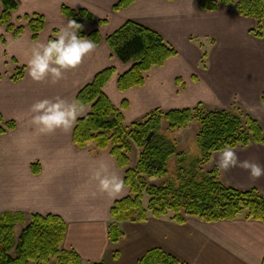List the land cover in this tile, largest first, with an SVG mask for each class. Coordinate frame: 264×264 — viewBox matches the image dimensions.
I'll return each mask as SVG.
<instances>
[{"label": "crops", "instance_id": "1", "mask_svg": "<svg viewBox=\"0 0 264 264\" xmlns=\"http://www.w3.org/2000/svg\"><path fill=\"white\" fill-rule=\"evenodd\" d=\"M119 1L16 0L18 8L10 24L23 26L24 31L14 39L0 24V114L16 123L14 130L0 138V217L21 214L28 223L34 215L59 216L67 225L61 249L73 251L82 264H138L146 252L158 249L184 264H263L264 223L242 216L215 223L188 217L178 224L169 216L143 223L123 221L118 226L122 238L110 243V208L129 195V188L112 197L100 190L93 173L100 163L123 178L124 170L108 150L99 151L93 143L83 149L75 146L72 135L77 119L70 130L48 133L32 123L30 108L35 101L56 96L76 101L77 93L97 73L113 68L115 75L103 92L113 106H125V124L155 110L163 113L202 104L209 110L238 109L256 120L264 135V19L262 37H257L251 33L256 21L240 17L230 4L204 10L202 0H135L124 10H113ZM65 6L90 13L93 20L83 21V32H98L101 42L61 79L53 81L49 74L44 80H33L27 65L31 50L67 24L69 19L62 15ZM35 15L43 16L45 24L32 39L23 19ZM126 21L161 35L177 54L152 68L142 86L120 92L116 78L129 65L112 56L105 39ZM21 70L22 78L13 81ZM237 93L239 98L234 99ZM87 111L83 108L77 118ZM233 150L239 161L264 167V145ZM219 158L220 152L213 153L208 165L209 170L218 168L221 183L264 195V175L253 177L239 165L223 169Z\"/></svg>", "mask_w": 264, "mask_h": 264}, {"label": "trees", "instance_id": "2", "mask_svg": "<svg viewBox=\"0 0 264 264\" xmlns=\"http://www.w3.org/2000/svg\"><path fill=\"white\" fill-rule=\"evenodd\" d=\"M170 1V0H169ZM135 0H120L113 10H124ZM232 5L237 14L256 21L251 32L262 37L261 22L264 19L262 0H202L201 9L216 10L219 5ZM18 8L16 0H0V24L17 39L24 31L23 26L10 24L11 15ZM62 15L74 19L79 25L78 34L91 39L95 45L101 42L98 32L89 35L83 32V21L93 20L90 13L62 8ZM26 27L36 39L43 31V16L24 17ZM105 42L112 56L129 67L127 72L117 76V89L142 86L145 76L152 68H159L177 54L167 45L162 36L139 23L124 22V25L106 37ZM113 68L103 69L78 93L85 115L77 118L73 129L72 142L79 149L93 143L96 149L108 150L116 164L124 170V180L129 195L115 202L110 208L111 224L108 229L110 243H117L123 236L119 224L123 221L143 223L148 218L170 217L176 223L195 217L207 223L235 220L238 216L246 220L264 223V195L256 189L242 190L221 183L218 168L204 171L213 153L221 152L224 146L233 149L250 144L264 145L260 124L250 115L238 109H206L202 104L186 109L161 112L155 110L138 122L125 124L120 108L111 104L103 92L105 85L115 75ZM22 78V70L13 76V81ZM264 104V93L261 96ZM165 122L168 130H184L195 123V136L201 151L197 160H189L186 153L177 149L175 141L160 133ZM16 127L14 121H6L0 114V138ZM152 133L150 141L147 136ZM132 146L139 153L134 167H130ZM175 158L172 172L169 160ZM158 178L160 185H147L146 180ZM148 198L146 204H143ZM23 229L16 236V224ZM67 225L56 215H34L25 223L21 214L4 213L0 217V264H82L73 251H63ZM264 264V259L263 262ZM138 264H184L160 249L150 250Z\"/></svg>", "mask_w": 264, "mask_h": 264}, {"label": "clouds", "instance_id": "3", "mask_svg": "<svg viewBox=\"0 0 264 264\" xmlns=\"http://www.w3.org/2000/svg\"><path fill=\"white\" fill-rule=\"evenodd\" d=\"M80 25L69 19L47 42H37L27 60L28 74L33 80L41 81L51 74L53 81L61 79L66 70L77 67L83 58L95 47V42L78 34ZM237 93L234 99H238ZM32 123L41 133L52 132L58 128L70 130L78 115L83 113V105L77 101L56 96L35 101L30 108ZM250 170L253 177L264 175V167L260 164L244 160L239 161L236 152L224 146L220 152L219 166L228 169L237 166ZM100 190L116 197L124 191V178L109 170L105 163H100L93 173Z\"/></svg>", "mask_w": 264, "mask_h": 264}, {"label": "rangeland", "instance_id": "4", "mask_svg": "<svg viewBox=\"0 0 264 264\" xmlns=\"http://www.w3.org/2000/svg\"><path fill=\"white\" fill-rule=\"evenodd\" d=\"M196 43L199 44L200 42L197 41ZM204 50L206 51L205 48ZM204 107L208 109L206 106ZM197 132H198V126L195 123L189 124L188 128L184 130L170 131L168 130L166 123L163 122L160 128V133H162L163 136L165 135L167 139L175 141L177 144V149L185 152L189 160H197L201 154V151L197 146L196 138H195ZM139 153L140 152H138L136 148L132 146V154L130 155L131 166H135ZM174 165H175V158H171L169 160V165H168L169 172H172ZM202 168L204 171H209V165H205ZM146 183L147 185L155 186V185H160L161 180H159L158 178L148 179L146 180ZM147 200L148 198L144 199L143 201L144 205L146 204ZM18 225H21L23 227V224L21 223L16 224V229H15L16 236L21 231Z\"/></svg>", "mask_w": 264, "mask_h": 264}, {"label": "water", "instance_id": "5", "mask_svg": "<svg viewBox=\"0 0 264 264\" xmlns=\"http://www.w3.org/2000/svg\"><path fill=\"white\" fill-rule=\"evenodd\" d=\"M151 136H152V133L147 136L146 140L150 141L149 139L151 138Z\"/></svg>", "mask_w": 264, "mask_h": 264}]
</instances>
